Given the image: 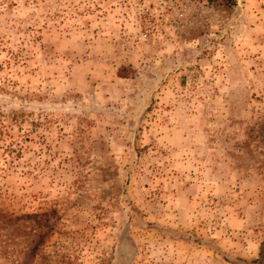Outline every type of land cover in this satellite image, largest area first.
Listing matches in <instances>:
<instances>
[{
  "label": "rangeland",
  "instance_id": "1",
  "mask_svg": "<svg viewBox=\"0 0 264 264\" xmlns=\"http://www.w3.org/2000/svg\"><path fill=\"white\" fill-rule=\"evenodd\" d=\"M262 244L264 0H0V264Z\"/></svg>",
  "mask_w": 264,
  "mask_h": 264
},
{
  "label": "trees",
  "instance_id": "2",
  "mask_svg": "<svg viewBox=\"0 0 264 264\" xmlns=\"http://www.w3.org/2000/svg\"><path fill=\"white\" fill-rule=\"evenodd\" d=\"M210 1H215V0H210ZM260 257H262V259L260 261H255L253 264H259L263 261V257H264V244H262V250L260 251Z\"/></svg>",
  "mask_w": 264,
  "mask_h": 264
}]
</instances>
